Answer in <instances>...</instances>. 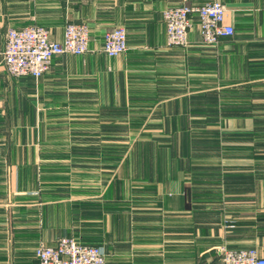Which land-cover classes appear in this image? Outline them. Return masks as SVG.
Returning <instances> with one entry per match:
<instances>
[{
	"label": "crops",
	"instance_id": "crops-1",
	"mask_svg": "<svg viewBox=\"0 0 264 264\" xmlns=\"http://www.w3.org/2000/svg\"><path fill=\"white\" fill-rule=\"evenodd\" d=\"M214 1L232 36L205 47L193 16L188 46H166L164 10ZM68 23L88 26V53L7 74L9 29L62 42ZM116 27L128 48L109 58ZM63 237L105 264L264 258V0H0V264Z\"/></svg>",
	"mask_w": 264,
	"mask_h": 264
},
{
	"label": "built area",
	"instance_id": "built-area-1",
	"mask_svg": "<svg viewBox=\"0 0 264 264\" xmlns=\"http://www.w3.org/2000/svg\"><path fill=\"white\" fill-rule=\"evenodd\" d=\"M227 7L218 1L201 6L183 4L167 8L162 19L166 27L168 48L188 46V33L192 17L198 19L201 43L215 48L219 40L233 35V28L225 24ZM3 62L12 78L32 76L35 79L48 73L52 60L63 55L81 56L88 53L89 28L86 24L68 23L62 42L50 38L49 31L41 26L22 30L9 29L5 36ZM127 32L116 27L104 34L103 53L117 57L127 51ZM37 264H105L102 247L86 245L70 237L61 238L54 247L40 244L35 250ZM223 264H264L255 249L221 250Z\"/></svg>",
	"mask_w": 264,
	"mask_h": 264
},
{
	"label": "rangeland",
	"instance_id": "rangeland-1",
	"mask_svg": "<svg viewBox=\"0 0 264 264\" xmlns=\"http://www.w3.org/2000/svg\"><path fill=\"white\" fill-rule=\"evenodd\" d=\"M113 130H114V132H115V133H117V132H118V129H116V128H115V129H113ZM113 164H117V160H113Z\"/></svg>",
	"mask_w": 264,
	"mask_h": 264
}]
</instances>
